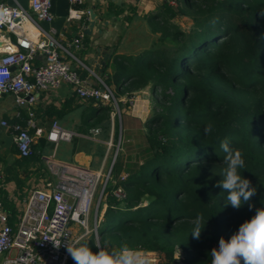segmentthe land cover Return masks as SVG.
Returning <instances> with one entry per match:
<instances>
[{"label": "trees", "instance_id": "1", "mask_svg": "<svg viewBox=\"0 0 264 264\" xmlns=\"http://www.w3.org/2000/svg\"><path fill=\"white\" fill-rule=\"evenodd\" d=\"M205 3L201 20L195 18V25L189 33L175 29L172 40L181 37L183 40L170 56L150 49L136 58L131 68L121 58L116 62V71L111 78L102 76L106 84L110 85V82L119 86L128 78H135L136 83L143 77L146 81L150 79L155 91L165 87L173 90L172 96L163 94L165 100L173 104L179 96L181 104L173 110V118L158 113L147 121V144L141 156H128L126 160L116 156L112 173L117 176L122 169L128 172L122 182L127 199L120 202L107 197V208L99 230V244L105 250L127 245L136 250L158 251L172 258L177 244L181 249L189 250L213 247L219 240L213 235L207 243L193 238V224L184 220L208 217L216 228L227 221L236 222L239 227L250 221L258 209H264V198L248 201L239 209L231 205L207 208L214 198L226 202L227 192L216 186L219 180L184 181L205 161H225L226 154L220 148V141L225 138L230 139L231 148L243 154L245 167L239 170L243 178L255 180L264 175L263 141L256 137L260 132L264 134L261 104L258 103L259 109L251 113L245 111L237 115L236 110L224 120L215 121V113L205 109L204 102L208 99L207 102L214 106L217 91L205 80L191 76L192 69L196 73L208 74L227 68L238 84L264 89V0H207ZM226 38L230 41L223 43ZM165 39L167 35L158 41ZM128 71L132 74L128 75ZM179 81L184 84H173ZM196 91L197 97L188 100L186 94ZM178 122L194 127L187 139L180 143L168 140V137L175 136L173 130ZM209 123L213 130L206 134L204 129ZM256 123L260 130H257ZM45 142L43 137L33 144V153L37 147H44ZM207 152H212L213 157ZM30 157L25 159L36 158ZM166 178L171 180V188L156 186V181ZM181 196L186 197V203L179 201ZM144 199L149 203L142 205ZM122 203L125 205L121 206ZM83 244L94 252L98 251L93 239ZM208 263H211V257ZM241 264H244L242 259Z\"/></svg>", "mask_w": 264, "mask_h": 264}, {"label": "built area", "instance_id": "2", "mask_svg": "<svg viewBox=\"0 0 264 264\" xmlns=\"http://www.w3.org/2000/svg\"><path fill=\"white\" fill-rule=\"evenodd\" d=\"M51 2L27 0V9L19 4L10 6L15 12L11 21L0 23V31L6 33L0 42V98L10 95L17 109V119L9 122L0 118V127L11 131L22 158L32 155V145L39 136L44 135L48 142L58 145L77 135L56 119L45 132L36 124V106L62 85L69 87L70 95L86 103H106L118 109L121 102L102 75L73 53L72 50L84 49L82 33L60 38L55 27L43 28L42 22L51 23L56 18L50 10ZM82 2L67 0L65 22L72 24L88 13L79 8ZM0 5L9 6L5 2ZM79 67L89 72L88 80L81 77ZM123 102L133 105L128 98ZM22 111L26 115L24 119ZM98 131V128L90 129L93 135ZM111 146L109 139L108 150ZM118 151L117 147L109 164L99 169L49 160L55 181L31 187L22 200V208L13 216L0 198V264H75L66 244L77 241L83 244L92 235L94 244L100 246L98 228L107 208V197L120 202L127 199L122 182L128 172L121 171L117 176L112 173ZM218 247L219 240L214 243V248ZM151 261L159 264L156 259ZM167 264L189 263L183 249L175 247Z\"/></svg>", "mask_w": 264, "mask_h": 264}, {"label": "crops", "instance_id": "3", "mask_svg": "<svg viewBox=\"0 0 264 264\" xmlns=\"http://www.w3.org/2000/svg\"><path fill=\"white\" fill-rule=\"evenodd\" d=\"M12 1L16 5L20 3L19 0L18 3L17 0ZM171 1L83 0L79 8L85 11L92 9L95 15V22L90 33H84L90 21L88 12L83 13L80 19L73 20L72 24L65 22L66 31H58V36L65 38L82 33L84 52L80 54L81 61L94 70L101 60L96 56L99 54L98 50L102 51L101 53H109L105 64L102 67L99 66L101 75L111 78L116 71L115 64L121 61V58L131 68L136 58L140 57L144 51L152 49V45L160 36L158 32L152 31L151 26L157 21L167 19L164 8ZM0 2L6 3V0H0ZM79 73L83 79L90 78L85 68L79 67ZM131 74L132 72L128 71V75ZM134 81L135 78H128L124 80L122 86H118L119 89L130 86V90L119 94L118 99L123 102L128 98L133 103L132 106L122 109V117L120 116L118 123L119 138L121 137L118 156L121 160H126L128 156L132 158L136 155L141 156L147 144L146 135L149 130L147 121L153 116L152 102L156 91L152 81L150 79L146 81L144 77L138 83ZM110 86H114V83ZM106 106V103H86L77 96L70 95L67 85H62L56 91L47 94L35 108L37 126L45 132L51 121L56 119L63 127L74 131L77 135L71 141H61L58 145H53L46 140L44 147L41 149L37 147L36 152L32 153L31 157L36 156L35 160L20 157L11 131L0 127V198L12 216L22 208V200L31 187L55 181L53 169L50 168L51 160L92 169L106 167L109 164L112 155L107 148V141L113 134V123L108 120L109 118L94 123L102 115L104 108H107ZM89 107L92 108L91 112L87 111ZM16 110L10 95H3L0 98V118L13 122L17 119ZM82 115H85L84 119ZM22 118H26L24 111H22ZM92 128H98V133L93 135L90 132ZM43 137L44 135L37 137L34 144ZM131 145L133 148L125 150ZM213 248L214 245L209 248L183 251L189 264H207ZM139 251L146 254L150 260L156 259L159 264L170 262L171 256L164 255V257L158 251Z\"/></svg>", "mask_w": 264, "mask_h": 264}, {"label": "rangeland", "instance_id": "4", "mask_svg": "<svg viewBox=\"0 0 264 264\" xmlns=\"http://www.w3.org/2000/svg\"><path fill=\"white\" fill-rule=\"evenodd\" d=\"M171 1V0H169ZM207 0H172L171 3L168 2V5L164 8V15L167 17V19H164L163 21H157L155 24H152L151 29L153 32H158V36H164L167 35V39L163 41H157L152 45L151 47L154 51H160L163 52L167 57L172 54V52L176 49L177 46L180 45V41L183 40V38H178L179 40H172L173 33L175 29H179L180 31H183L185 33H189L194 25H195V18L197 20H201L202 14L201 9H204L206 7ZM174 2V3H172ZM174 25V26H172ZM6 35L2 32H0V41H3L5 39ZM159 37V38H160ZM230 41L229 38H226L223 40V43H228ZM73 53L81 60V53L84 51H75L72 50ZM212 53V51L209 52V54ZM208 55V54H206ZM191 76H198L199 79H203L206 82L210 84L211 87H213L217 93H218V99L215 102V105L213 106V103H208V99L204 102L205 109L213 111L215 114V121H222L229 115H233L237 110V115H242V113L255 111L256 109L262 108L264 109V89L259 87H250V86H242L238 84V81L227 72V68H222L221 70L217 72H210L208 74H201L200 72L196 73L194 69L191 71ZM111 85L112 83L109 82ZM174 85H182L184 84V81L182 82H174ZM119 85L114 84V86H110V88L113 90V93L116 98L119 97V94H123L127 88L123 87L122 89L118 88ZM163 94H166L167 97L173 95V90L170 89V87H165L164 89L157 90L155 94V98L153 100L152 105V115L160 114L163 115H169L171 118L174 117L173 110L177 109L181 104H179V96H177L174 100L173 104L169 103V100H165L163 97ZM188 100L192 98L197 97V91L186 94ZM203 96H206V94L203 92ZM258 103L261 104L259 108H257ZM107 108H104V110L101 112L102 115L99 116L98 120L94 123L102 122L108 120L113 123V134L109 137V139L112 140V146L110 149V154L114 155L117 147L120 146V138H119V119L122 114L123 108H128L129 103L127 102H119L118 103V109L112 105H107ZM171 109V110H170ZM92 108H87V111L91 112ZM170 110V111H169ZM113 112V113H112ZM109 114V115H108ZM74 116V115H72ZM85 115H82V119H84ZM122 117V116H121ZM253 122V121H252ZM177 128L173 130L175 133V136L168 137V140L172 142H178L180 143L181 140L187 139V135L190 134L194 129L191 124H183L182 122H178ZM254 123V122H253ZM257 130L259 129V124L256 123ZM185 130V132H184ZM207 137H210L208 135ZM259 140L263 141V149H264V134L261 132L258 133L256 136ZM108 139V140H109ZM122 139L124 141V138L122 136ZM131 149L133 146H128ZM120 149V148H119ZM119 153V151H118ZM117 153V154H118ZM207 155L211 158L213 157L212 152H207ZM227 167L226 161H205L203 164L197 166V171L194 172V174L191 177L185 178L184 181L188 182L190 180H204L207 178H214L216 180H221L223 178L224 170ZM203 174L204 176H201L200 174ZM251 181V187L256 189L255 194L250 198L249 201H260L264 198V175L260 176L259 178ZM156 186H162L166 188L172 187V182L170 179H161L159 181H156ZM127 192V191H126ZM146 198V197H143ZM179 201L184 204L187 202L186 197L181 196L179 198ZM145 203V204H144ZM149 203L147 199H144V202L142 205H146ZM224 203V204H223ZM225 201L216 200L215 198L211 200L210 205L207 207L209 208L211 206H225ZM125 203H122L121 206H124ZM104 219V218H103ZM197 218L187 219L184 220L185 223H192L193 229L195 227V221ZM103 221V220H102ZM204 228L201 231L200 240L207 243L210 236H215L220 239L223 237L225 240H228L231 238V236L238 232V224L236 222L227 221L224 222L221 226L216 228L213 224V221L211 218H202V227ZM101 228V223L98 228V232ZM81 231V230H80ZM100 235V234H99ZM92 240V235L88 236L87 241ZM217 239V240H218ZM86 241V242H87ZM100 241V240H99ZM94 242V241H93ZM175 247L181 248L178 244L175 245ZM14 251L12 252L13 255ZM2 257L0 258V260Z\"/></svg>", "mask_w": 264, "mask_h": 264}, {"label": "clouds", "instance_id": "5", "mask_svg": "<svg viewBox=\"0 0 264 264\" xmlns=\"http://www.w3.org/2000/svg\"><path fill=\"white\" fill-rule=\"evenodd\" d=\"M18 3V0H17ZM15 14L10 6L0 5V23L10 22ZM213 130L212 124L206 125L205 133ZM220 148L226 154L227 167L223 178L217 187L227 192L226 204L239 209L255 194L256 189L251 187V181L243 178L240 169L245 167L243 154L238 149L230 147V139L220 141ZM252 205H249L251 208ZM202 227V217H197L191 235L199 239ZM57 247L59 245L55 244ZM67 245V252L75 264H152V261L143 252L130 248L127 245L112 250H105L99 245L98 251H93L87 244ZM79 245V246H77ZM211 264H264V209H258L250 221L239 226L238 232L230 239H219V247L211 250Z\"/></svg>", "mask_w": 264, "mask_h": 264}, {"label": "water", "instance_id": "6", "mask_svg": "<svg viewBox=\"0 0 264 264\" xmlns=\"http://www.w3.org/2000/svg\"><path fill=\"white\" fill-rule=\"evenodd\" d=\"M19 2H20L19 4L23 8L27 9V7H28L27 0H19ZM6 4L9 6H15L16 5L13 3L12 0H6ZM50 10H51V12H53L55 14L56 18L51 23L42 22L43 28L48 29L49 26H53L57 29V31H60V30L66 31L64 23H65V17L68 13L67 0H52ZM88 12H89L90 21H89L88 26L85 29L84 33H90V30L92 29L94 22H95L94 21L95 15L93 14L92 9H88ZM101 52L102 51L98 50L99 54L96 55V56H98L99 59H101L100 63L97 64L95 67V71L99 75H101L100 66L102 67L105 64L106 59L109 57V53H107V52L101 53ZM89 64H91V62H89Z\"/></svg>", "mask_w": 264, "mask_h": 264}, {"label": "bare ground", "instance_id": "7", "mask_svg": "<svg viewBox=\"0 0 264 264\" xmlns=\"http://www.w3.org/2000/svg\"><path fill=\"white\" fill-rule=\"evenodd\" d=\"M0 32L4 33L6 35V33L4 31H0Z\"/></svg>", "mask_w": 264, "mask_h": 264}]
</instances>
